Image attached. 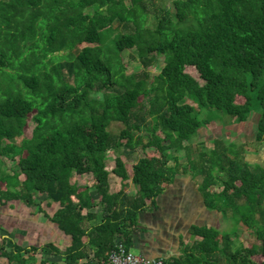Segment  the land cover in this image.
<instances>
[{
    "label": "trees",
    "instance_id": "16d2710c",
    "mask_svg": "<svg viewBox=\"0 0 264 264\" xmlns=\"http://www.w3.org/2000/svg\"><path fill=\"white\" fill-rule=\"evenodd\" d=\"M148 1L0 0V68L24 73L18 79L27 89L13 85L0 101V163L8 158L18 167L0 175V204L22 201L44 214L35 199L44 195L57 208L47 218L71 243L40 252L61 258L56 264H109L117 242L129 252L139 214L189 170L206 210L234 229L192 225L190 244L163 264H264V163H248L244 146L222 139L212 149L189 142L211 122L199 110L243 123L252 102L255 141L264 142V0H174V13L153 16V29L146 27ZM126 50L138 51L142 67L130 76ZM159 57L163 67L152 76ZM114 123L123 126L118 135L108 130ZM16 137L19 149L3 143ZM124 147L143 152L130 178L120 157L106 169V154ZM74 175H87V184L71 183ZM113 176L130 180L136 193L112 192ZM238 231L251 241L236 246ZM38 250L0 238L6 264H28L24 255Z\"/></svg>",
    "mask_w": 264,
    "mask_h": 264
},
{
    "label": "rangeland",
    "instance_id": "374dc122",
    "mask_svg": "<svg viewBox=\"0 0 264 264\" xmlns=\"http://www.w3.org/2000/svg\"><path fill=\"white\" fill-rule=\"evenodd\" d=\"M173 2L174 0H149L146 6L148 9L146 27L151 28V29L155 27L157 21H155L153 16L160 18L164 14L163 13L164 11H167L170 15L173 14L174 13ZM3 25L5 26V21L3 22ZM120 31L122 30L120 29ZM116 32L117 31L112 32L107 37V40L105 42L109 43V39H112L114 37V34H116ZM3 35H4V32L1 34L0 38H2ZM65 54L66 53H63V52L59 54H55L53 56L55 58L51 60L52 63H50L49 66L54 65L55 62L60 60V58H56V57H60L61 55H65ZM121 58H122V63L125 66L126 76H130L134 73L141 71L142 67L139 64L140 56L138 55L137 50L124 51L121 54ZM162 67H163V59L159 57L155 65H153V67H150L148 71L150 75L154 76L160 72V69ZM187 71L191 73L193 77L197 78V76L195 75L192 69H188ZM19 73L24 74L21 71H17L16 69H13L12 66H6L5 68H0V101L5 99L9 95V94H6V92L8 93L15 92L13 90L15 87L17 91H20L21 93H26L27 89L24 87L22 81L18 79ZM13 85H14V88H13ZM252 110H253V113H251L250 116L248 117L250 119L249 124L246 126H236V125H241L242 123H237L236 125L229 123L228 121L231 120L232 118L220 112H217V111L208 112V110L206 109L199 110L198 112L200 113L199 118L204 120L205 117L210 116L211 122L203 125L202 129L205 128L203 129V133L200 135L197 134L198 136L197 135L192 136L189 142L194 143L196 142V139L201 140L205 142L204 144L205 147L207 145H211V147L208 149H212L213 148V145L211 144L212 138L213 139L220 138V139H223L226 144L228 143L230 144V142H232V144H235V145L237 144L238 146L242 144L244 147L242 145L241 146L243 147L245 155L247 152L248 153L247 156L249 157H259L261 155L264 158V144L262 143L257 144L255 141L257 117L254 115L258 114L256 112V110H258V105L256 102H252ZM27 126L29 127L30 130H32L34 127L33 121L31 120ZM122 128L123 126H121L120 124L114 123L109 126L108 130L111 133L118 135L120 131L122 130ZM21 140H22V137H16L13 140H9V141L4 140L3 143L5 144L13 143L19 149ZM202 150H205V149H202ZM120 151L121 152L119 153L115 151H110L106 154L107 158H106L105 163L108 167L107 168L108 170H110V167L115 166L114 160L116 159V157H120V158L122 157L123 161L126 162L129 166V165H133L134 161L138 160L140 157L143 156V152L140 149L132 151L124 147V148H121ZM15 165H16L15 160L9 161L8 158H2L1 163H0V175L4 176L7 174H11L13 171H16L18 167ZM181 172H183V170ZM187 173L191 174L189 170ZM73 179H75V181L78 184H85L87 183L88 177L87 175H83V176L74 175V177L71 178V182L73 181ZM28 185L30 186L31 184L28 183ZM36 196L37 195H35V197ZM38 196L39 197L36 203L39 205H42L41 203H43L42 202L43 196H40V195ZM167 198H169L167 197V194H164V195L162 194L160 198L158 199V205H159V201L162 202L163 200ZM185 203H188V204H185ZM191 203H193L194 205L196 204L195 201ZM28 208L29 207H27V209ZM167 208H168L167 206L164 209H162L161 207L162 210L161 209H160L161 211L159 210L161 214H159L158 216L154 212L151 213L150 211H147V214L151 216V219L153 221H155V225L153 226H150L149 223L146 222L145 227L146 228L148 227V229H146L147 235H150L151 237H154L155 235H157V237L160 236L159 237L160 241H158L157 245L159 244L162 245L164 241L166 242V236L168 235L173 236V238L175 236L178 237L181 235L184 238L187 232V228L191 225H196V226L210 225V226L218 228L221 231H226V232H231L234 229L233 223L231 224L230 221L224 220L220 216V214H217V213L214 214V217L212 216V218L210 219L205 215L201 216L199 214L200 213L199 211H197L198 217H194V216L190 217L188 215H185V213H188L189 211H191V208H192V205L190 204L189 201L184 202V203L179 202V201L177 202V206L174 210L178 213L179 216H181L178 221H175L176 218L174 216L172 217L171 221L167 220L169 218L164 215V210H167ZM25 210L20 211L19 213L16 212L15 214L13 212L12 214L14 215H11L9 213V208L7 207V209L5 210V213L0 212V225L2 224L3 226L2 228H5L8 231V229H11L13 227L10 232H14V229L17 232H19L20 230H23L22 226L25 224H28V221L26 219H29L25 213ZM146 210H149V209H146ZM0 211H2V208H0ZM166 221L167 222L169 221L170 223L169 222L166 223ZM188 223H190L191 225H189ZM165 234L166 236L164 237ZM250 241H251V238L248 236V234L244 235L242 234L241 231H238V233L234 236V244L236 246L237 245L239 246L240 244H246ZM131 251L133 252L132 254H135V255L140 254V251L138 250H131Z\"/></svg>",
    "mask_w": 264,
    "mask_h": 264
},
{
    "label": "crops",
    "instance_id": "0c3cea01",
    "mask_svg": "<svg viewBox=\"0 0 264 264\" xmlns=\"http://www.w3.org/2000/svg\"><path fill=\"white\" fill-rule=\"evenodd\" d=\"M254 116H256L258 119V115L255 114ZM249 120L250 119L248 118L241 125H236L237 123H231V124H235L236 126H246L249 124ZM203 129L201 128L197 134L198 135L202 134ZM217 139H220V138H217ZM213 140L215 139L212 138L211 140L212 143L210 142L212 145H213ZM200 143H205V142L196 139V142H194L193 144H200ZM230 144H232V142H230ZM262 144H264V142H262ZM206 147L210 148L211 145H207ZM247 155L248 153L246 152L245 161H247L250 164H263L264 163V158L261 155L259 157H249ZM177 156H178V160L180 164L185 165L187 163L186 155L184 152L178 153ZM106 158H107V155H106ZM136 162L137 160L134 161V164ZM124 164H125L126 174L130 178L132 166L134 164L129 165V166L126 162H124ZM172 164L173 162H171L169 165H172ZM107 168L108 167L106 165V169ZM113 168L114 166L110 167V170L107 169V171L110 172ZM71 183H75L78 186H85L87 184V183L78 184L75 181V179H73ZM197 183H198V178L196 179L191 174H188V173L185 174L181 172L180 174L175 176L174 181L171 184L165 187V190L162 193L163 195L167 194V197L169 198L163 200L162 202L159 201V205H158V199L162 195L161 194L157 198V202H156L157 205L155 208L146 210L145 212H142L139 214L138 216L139 225H137V228L134 229L133 231L132 242L129 248V251L131 253H133L131 250H138L140 251V254H138L139 256H142L144 258H149V259H157V258L171 259V258H177L182 254V249L184 248V246L190 244L191 236L189 234V231L192 225L188 223L191 226L187 228V232L184 238L181 235L178 237L175 236L173 238V236L171 235L166 236L165 234L164 237L166 236V242L164 241L162 245L161 244L157 245L158 241H160V238H159L160 236L158 235L159 237H157V235H155L154 237H151L150 235H147L146 229H148V227L147 228L145 227L146 222H148L150 226L155 225V221L151 219V216L147 214V211H150L151 213L154 212L158 216L159 214H161L160 211L167 206L168 207L167 210H164V215L169 218L167 220L171 221L172 217L174 216L176 218L175 221H178L181 216H179L178 213L174 210L177 206V202L179 201V202L184 203V202L189 201L190 204L192 205V208H191V211H189L188 213H185V215H188L190 217L191 216L198 217L197 211H199L200 212L199 214L201 216L205 215L209 219L212 218V216L214 217V214H216V212L214 211L211 212V211L206 210L204 201L197 189ZM110 185H111L110 189L112 190V192H118L122 190L126 194H131V195H134L137 189L131 183L130 180L122 181L120 178H117L114 176L111 177L110 179ZM40 196H43V199H42L43 203H41L42 204L41 209L44 211V214L39 213V207H29L27 209V206L21 201H10V202H7L5 205L0 204V208H2V211L0 212L5 213V210L8 207L9 213L11 215H14L16 212L19 213L20 211H23L26 209L25 213L27 217L29 218V219H26L28 221V224L23 225L22 226L23 230H20L19 232L15 231V229H14V232H10L13 227L11 229H8L7 231L5 228H2L3 226L1 224L0 225V238L4 240L7 239L8 244L16 243L17 245L21 246L23 249H26V250H29L31 248L39 249L36 254L32 253L31 255H29L30 257H28V255H24V257L27 258L28 264H40L42 260L47 261L48 264L60 263L61 258L59 257L50 258L47 255L42 254L40 250H43L45 245H47L48 243H52L57 249L64 250L66 247L70 246L71 241L69 237L65 236L62 232L58 231L56 227L50 222V220L46 216L48 215L52 217L53 213L55 212L57 208L55 206H54L55 209L47 207L46 201H44L45 196L44 195H40ZM38 197L39 196H36L35 198L36 202L38 200ZM194 201L196 202L195 205L191 203ZM185 204H188V203H185ZM194 207L197 209H195ZM13 212L14 214H12ZM168 222L166 221V223ZM207 226H210V225H207ZM6 263H7L6 260L4 259L0 260V264H6Z\"/></svg>",
    "mask_w": 264,
    "mask_h": 264
},
{
    "label": "built area",
    "instance_id": "2783aa9c",
    "mask_svg": "<svg viewBox=\"0 0 264 264\" xmlns=\"http://www.w3.org/2000/svg\"><path fill=\"white\" fill-rule=\"evenodd\" d=\"M109 264H163V259H149L126 251L121 242L115 244L108 256Z\"/></svg>",
    "mask_w": 264,
    "mask_h": 264
}]
</instances>
